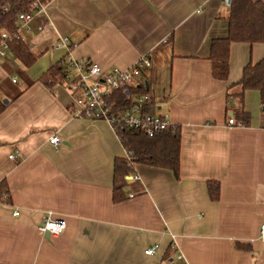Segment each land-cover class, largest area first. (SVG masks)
Instances as JSON below:
<instances>
[{
	"label": "crops",
	"instance_id": "1",
	"mask_svg": "<svg viewBox=\"0 0 264 264\" xmlns=\"http://www.w3.org/2000/svg\"><path fill=\"white\" fill-rule=\"evenodd\" d=\"M46 4L48 17H37L31 32L17 22L40 58L21 86L9 90L0 81V97L9 101L0 115V183L10 190V202L0 204V264H178L177 252L187 264H264V107L258 91L233 96L244 68L264 59V44L234 43L230 76L219 81L209 56L211 42L229 35L224 0ZM43 19L49 33L38 31ZM58 35L70 39L73 58L103 70L150 58L141 83L153 114L168 115L181 130L178 179L138 164L133 176L140 179L128 181L132 197L114 202V164L128 157L118 135L107 122L72 117L76 95L68 83L40 81L61 67L64 53L52 49ZM8 53L0 77L14 64L4 61ZM242 107L248 126L236 117ZM54 134L58 149L49 141ZM210 181L221 184L218 201L209 196ZM48 212L65 220L63 235L38 231ZM155 245L156 256H146Z\"/></svg>",
	"mask_w": 264,
	"mask_h": 264
},
{
	"label": "trees",
	"instance_id": "2",
	"mask_svg": "<svg viewBox=\"0 0 264 264\" xmlns=\"http://www.w3.org/2000/svg\"><path fill=\"white\" fill-rule=\"evenodd\" d=\"M36 1L0 0V43L4 32L12 37L18 34V16L35 11L34 4ZM3 4L11 6V11L5 12ZM229 9V16L227 17L229 35L224 39H214L211 42L209 56V60L212 61V75L219 81H226L230 76V53L234 43L264 44V3L256 0H232ZM9 46V51L25 69L33 67L40 58L31 51L29 43L23 39L14 38ZM242 74L241 81L236 84L241 89V93L233 96L240 97L242 100L246 92L258 91L264 107V59L255 64H248ZM67 75L68 71L65 66H53L40 81L53 88L55 85L66 84ZM129 92L148 95L144 86H138ZM113 100L116 103V111L130 109L133 104L128 95L122 91L117 92L113 96ZM6 106L4 99L0 97V115ZM236 117L240 120L241 126L250 125L251 119L249 114L244 111V107L236 112ZM117 135L126 153H128V157L117 159L114 164L113 199L115 203H123L130 197L132 185L129 184L127 177L133 175L136 170L135 166L138 164L152 168L169 169L177 179L179 178L182 142L179 127H170L167 131L156 133L152 137L147 136L143 130L128 128H121ZM220 192V182H208V193L213 202L220 199ZM3 202H10V190L5 180L0 183V204Z\"/></svg>",
	"mask_w": 264,
	"mask_h": 264
},
{
	"label": "built area",
	"instance_id": "3",
	"mask_svg": "<svg viewBox=\"0 0 264 264\" xmlns=\"http://www.w3.org/2000/svg\"><path fill=\"white\" fill-rule=\"evenodd\" d=\"M54 0H37L35 5L36 10L32 13L20 14L18 16L19 28L26 33L32 31V23L36 21L37 17L44 15L48 17L47 2ZM228 7H231L232 0H224ZM5 12L11 11V6L3 4ZM51 22L48 19H43L38 26V31L43 33H49ZM2 40L0 43V58L7 55L10 42L16 39H23L18 34L14 37L4 32L2 34ZM52 49L56 52L60 51L64 53V58L60 62L61 67L65 66L68 75L66 77L67 83L70 86L71 92L76 95L74 103L72 104V117L74 119L96 120L107 122L111 125L116 132L121 128H128L132 130H143L147 136L152 137L154 134L167 131L172 127V123L169 122L168 115L159 116L153 114L151 111L152 96L142 95L138 93H130L138 86H144L141 83L143 72L149 69L152 65L150 58H140L132 68L130 69H111L103 70L98 64H95L90 59L77 60L72 57V49L70 46V39L67 37H54ZM12 82L16 83L17 79L14 78ZM124 92L128 95V98L132 101L130 109L116 111V103L113 100V96L117 92ZM229 124L234 125L235 120L229 118ZM50 143L58 149L62 141H60L57 135H52L49 139ZM15 159L14 156H11ZM139 176L127 177L128 181L138 182ZM131 196V195H130ZM132 197V196H131ZM7 198V197H6ZM14 216L19 215V211L13 213ZM66 230V222L56 216L52 212H48V215L44 219L43 223L38 227V231L44 236L59 237L64 234ZM175 237V236H173ZM260 240L264 242V225L261 227ZM158 245L149 247L145 254L148 257L156 256L158 251ZM178 264H187L184 257L177 252L174 257ZM167 264H171L169 261Z\"/></svg>",
	"mask_w": 264,
	"mask_h": 264
},
{
	"label": "rangeland",
	"instance_id": "4",
	"mask_svg": "<svg viewBox=\"0 0 264 264\" xmlns=\"http://www.w3.org/2000/svg\"><path fill=\"white\" fill-rule=\"evenodd\" d=\"M9 59H11L12 61H14V64L11 65V63L9 62ZM5 62H9L10 65V69H8L7 73L2 72V74L4 75L3 77H0V81L3 82L4 86L7 87L9 90L11 89H15L19 86H21V84L24 82L23 81V74L24 72L27 70L25 68H23L20 64L19 61L17 60V58H15L14 55H12L11 53H8L7 58L4 59ZM21 69V70H20ZM16 74L19 77V84H14L11 82V77ZM62 87H64V85H61Z\"/></svg>",
	"mask_w": 264,
	"mask_h": 264
},
{
	"label": "water",
	"instance_id": "5",
	"mask_svg": "<svg viewBox=\"0 0 264 264\" xmlns=\"http://www.w3.org/2000/svg\"><path fill=\"white\" fill-rule=\"evenodd\" d=\"M8 102H9L8 100H4V103H5V104H8Z\"/></svg>",
	"mask_w": 264,
	"mask_h": 264
}]
</instances>
